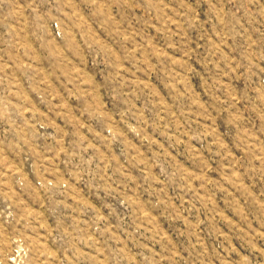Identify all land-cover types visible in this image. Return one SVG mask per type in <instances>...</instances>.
Instances as JSON below:
<instances>
[{
    "label": "rangeland",
    "instance_id": "1",
    "mask_svg": "<svg viewBox=\"0 0 264 264\" xmlns=\"http://www.w3.org/2000/svg\"><path fill=\"white\" fill-rule=\"evenodd\" d=\"M0 264H264V0H0Z\"/></svg>",
    "mask_w": 264,
    "mask_h": 264
}]
</instances>
